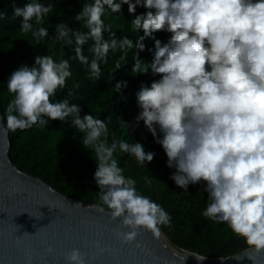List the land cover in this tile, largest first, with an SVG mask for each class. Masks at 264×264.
<instances>
[{
	"label": "clouds",
	"instance_id": "9594fccd",
	"mask_svg": "<svg viewBox=\"0 0 264 264\" xmlns=\"http://www.w3.org/2000/svg\"><path fill=\"white\" fill-rule=\"evenodd\" d=\"M122 4L130 14L137 6L146 9L130 20L132 29L143 30L135 42L126 36L117 39L102 19L108 11L120 13ZM52 7L30 0L22 7L14 5L13 14L21 17L20 30L39 40L48 36V28L33 27V22L41 21ZM4 16L0 12V18ZM74 19L83 21L88 31L60 22L55 39L73 44L75 58L95 78L110 49H121L123 60L129 49L144 50V39L153 38L156 31L171 33L163 44L154 39L150 61L133 53L132 72L150 69L159 74L136 93L140 111L135 119L142 120L161 145L166 165L175 169L170 179L177 186L187 192L189 184L204 182L209 202L202 215L226 223L256 252L264 251V0H91ZM89 38L91 60L81 47ZM70 58L38 55L32 66L12 71L7 88L14 95L6 107V127L15 131L45 126L53 119L69 121L83 132V145L95 152L94 180L100 190L99 203L93 206L101 211L107 206L110 218L119 220L117 238L131 243L142 229L158 238L160 226L170 225V214L137 191L135 180L123 175L113 156L119 148L145 165L154 153L138 141L113 138L109 143L104 120L88 113L81 116L80 105L69 104L67 98H49L72 75ZM116 63L119 67V60ZM126 86L127 81H117L115 91ZM94 246L103 250L99 242ZM65 264L90 261L74 247Z\"/></svg>",
	"mask_w": 264,
	"mask_h": 264
},
{
	"label": "trees",
	"instance_id": "16d2710c",
	"mask_svg": "<svg viewBox=\"0 0 264 264\" xmlns=\"http://www.w3.org/2000/svg\"><path fill=\"white\" fill-rule=\"evenodd\" d=\"M28 2L30 0H0V12L5 13L0 18V110L9 132L12 162L19 169L43 179L71 198L99 203L100 189L94 180L97 166L95 152L90 145H83L81 130L67 120L53 119L45 126L33 125L13 131L6 127L4 121L7 104L14 95L7 88L8 78L13 70L21 65L32 66L38 55L48 54L54 60L71 57L69 64L72 75L66 78L63 88L55 90L54 95L49 97L50 100L67 98L69 104L80 105L81 116L88 113L104 120L109 143L113 138L129 143L138 141L145 151L154 153L153 159L145 165L138 164L134 156L119 148L113 152V156L123 169V175L135 180L137 191L149 196L170 214V225L160 226L168 240L177 247L207 257H228L251 247L243 237L233 233L226 223L216 222L202 215L209 202L207 192L203 190L204 182L189 184L187 192L177 186L170 179V174L175 169L166 165L167 157L161 145L156 142L143 121L135 119L140 111L136 93L141 86H150L153 80L159 79V74H153L150 69L144 73L132 72L133 53H138V58L145 62L150 61L155 50L154 39H159L163 44L171 33L156 31L153 38L144 39V50L129 49L123 60L119 59L121 49H110L106 61L100 64L99 78L90 77L87 67L75 58L74 45L55 39V25L65 22L72 30L87 32L83 21L74 17L83 4L90 3L91 0H40L44 4L51 3L53 7L41 21L33 22V27L48 28V36L39 40L30 31H21V17L13 14L14 5L22 7ZM145 11L143 6H137L135 12L130 14L127 5L122 4L120 13L108 11L102 19L110 26L109 31L114 32L117 39L126 36L135 42L137 36L143 35V30L136 32L132 29L130 20ZM108 35V32H103L105 39L110 38ZM92 43L89 38L81 46L89 60L93 56L90 51ZM118 60L119 67L116 63ZM117 81H127V86L115 91Z\"/></svg>",
	"mask_w": 264,
	"mask_h": 264
},
{
	"label": "water",
	"instance_id": "95a60500",
	"mask_svg": "<svg viewBox=\"0 0 264 264\" xmlns=\"http://www.w3.org/2000/svg\"><path fill=\"white\" fill-rule=\"evenodd\" d=\"M10 147L0 110V264H65L74 247L90 264H264V251L252 247L200 260L204 255L177 247L162 231L154 238L142 229L135 241L122 242L115 235L119 220L106 207L71 198L19 169Z\"/></svg>",
	"mask_w": 264,
	"mask_h": 264
}]
</instances>
